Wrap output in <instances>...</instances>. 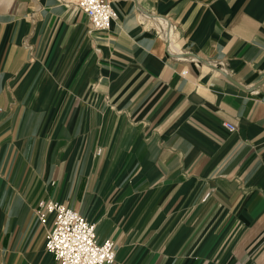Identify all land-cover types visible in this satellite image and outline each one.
<instances>
[{
    "label": "crops",
    "instance_id": "obj_1",
    "mask_svg": "<svg viewBox=\"0 0 264 264\" xmlns=\"http://www.w3.org/2000/svg\"><path fill=\"white\" fill-rule=\"evenodd\" d=\"M110 1L0 0V264L58 263L42 199L104 264H264V0Z\"/></svg>",
    "mask_w": 264,
    "mask_h": 264
},
{
    "label": "built area",
    "instance_id": "obj_2",
    "mask_svg": "<svg viewBox=\"0 0 264 264\" xmlns=\"http://www.w3.org/2000/svg\"><path fill=\"white\" fill-rule=\"evenodd\" d=\"M79 7L89 17L90 31L107 30L111 27L117 12L110 0H77ZM186 73V70L182 72ZM225 125L234 130V126ZM37 214L43 223L52 216L45 246L57 264H104L113 263L116 245L111 238L100 241L96 233V223L88 220L79 211L58 200H40Z\"/></svg>",
    "mask_w": 264,
    "mask_h": 264
}]
</instances>
